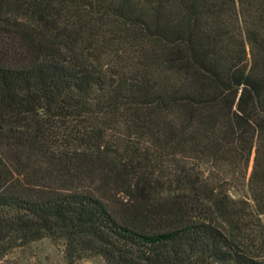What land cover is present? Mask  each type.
Segmentation results:
<instances>
[{
	"label": "trees",
	"instance_id": "trees-1",
	"mask_svg": "<svg viewBox=\"0 0 264 264\" xmlns=\"http://www.w3.org/2000/svg\"><path fill=\"white\" fill-rule=\"evenodd\" d=\"M0 149V262L264 264V0H0Z\"/></svg>",
	"mask_w": 264,
	"mask_h": 264
},
{
	"label": "rangeland",
	"instance_id": "rangeland-1",
	"mask_svg": "<svg viewBox=\"0 0 264 264\" xmlns=\"http://www.w3.org/2000/svg\"><path fill=\"white\" fill-rule=\"evenodd\" d=\"M0 153L7 158L6 152L0 149ZM211 170V167H204ZM230 193L235 198H241L249 195L248 189L245 186L231 187ZM264 224V215L262 216ZM62 244H57L51 239L45 238L36 241L24 248L15 250L4 258L0 264H68ZM76 264H107L101 257L87 258L77 262Z\"/></svg>",
	"mask_w": 264,
	"mask_h": 264
}]
</instances>
